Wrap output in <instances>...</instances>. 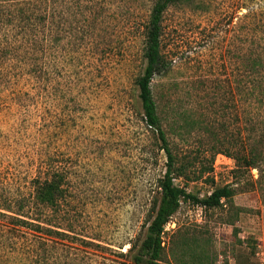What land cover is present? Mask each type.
Segmentation results:
<instances>
[{
  "label": "rangeland",
  "instance_id": "1",
  "mask_svg": "<svg viewBox=\"0 0 264 264\" xmlns=\"http://www.w3.org/2000/svg\"><path fill=\"white\" fill-rule=\"evenodd\" d=\"M157 1L0 0V264L133 263L167 169L138 89ZM162 27L168 68L153 95L174 154L193 164L175 184L201 200L235 195L212 210L183 203L161 264H264V166L238 169L230 157L247 145L250 117L264 122L246 74V60L264 56V0L178 4ZM57 175L66 201L52 213L34 197ZM17 219L53 221L64 238L37 251L46 236Z\"/></svg>",
  "mask_w": 264,
  "mask_h": 264
},
{
  "label": "trees",
  "instance_id": "2",
  "mask_svg": "<svg viewBox=\"0 0 264 264\" xmlns=\"http://www.w3.org/2000/svg\"><path fill=\"white\" fill-rule=\"evenodd\" d=\"M194 1L158 0L145 27V59L147 65L142 77L138 81L139 100L145 125L155 135L159 152H163L166 155L167 169L163 179L159 182L160 198L155 204L154 219L148 228L146 239L132 264H161L165 229L183 203H192L197 207L212 210L223 208L235 195L233 190L225 187L216 189L210 197L201 200L188 194L184 189L175 184L176 180L185 177L187 169L192 167L193 164L191 162L190 164H180L178 157L174 154L163 126L162 113L159 111L158 104L153 95L152 83L154 79L166 73L168 68V64L161 51L164 14L170 7L177 6L178 4L190 5ZM26 13L24 10H19L15 16L22 17L23 20L32 23L33 16H27L28 14ZM42 21H45V18ZM262 57L264 56L251 55L246 60V74L252 79L248 86L247 97L251 100L250 106L256 108L264 106V59ZM250 118L249 123L252 129L249 131L247 145L241 153L232 154L230 157H233L236 161L238 169H246L247 171L257 169L259 172H263L264 122L260 123L256 119V115H252ZM258 133L263 134L257 136ZM65 185L66 180L61 175L54 176L51 180L43 182L36 189L34 204L42 210L59 213V210L66 201ZM40 216L45 218V212H41ZM45 219L47 221V218ZM51 223L53 221L47 222L46 227H43L42 225H34L33 223L19 219L15 222L16 225L23 226L29 231L38 232L46 236L45 238H39L41 243H37V246L34 247L37 251L41 247L43 249L46 247L49 242L47 237L57 236L64 238L63 234L52 230L51 226L53 224Z\"/></svg>",
  "mask_w": 264,
  "mask_h": 264
}]
</instances>
